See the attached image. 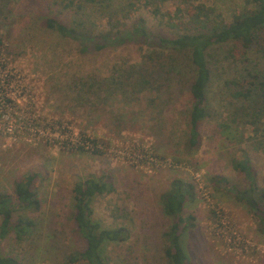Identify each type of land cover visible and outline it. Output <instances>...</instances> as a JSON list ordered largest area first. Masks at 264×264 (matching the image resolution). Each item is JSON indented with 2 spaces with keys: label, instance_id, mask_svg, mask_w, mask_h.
<instances>
[{
  "label": "rangeland",
  "instance_id": "obj_1",
  "mask_svg": "<svg viewBox=\"0 0 264 264\" xmlns=\"http://www.w3.org/2000/svg\"><path fill=\"white\" fill-rule=\"evenodd\" d=\"M153 1L104 0L83 11H92V34L127 33L141 18L151 34L173 37L194 28L184 12L189 5L212 9L206 31L257 8L251 0ZM65 2L0 0V194L15 197L16 181L37 174L42 203L38 212L15 213L35 218V228L22 242L14 234L0 239L1 252L19 264H87L70 261L86 247L74 220L73 188L110 173L117 188L97 196L94 217L130 231L126 242L106 248L110 264H169L163 232L171 219L162 195L177 178L194 183L199 196L183 213L196 215V227L181 240L192 264H264V232L235 197L247 176L233 167L250 160L264 188V118L252 124L258 91L238 97L232 83L251 73L264 79V53L243 54L233 42L211 49L210 116L200 126L203 144L193 148L188 57L168 51L159 58V49L153 54L137 37L83 53L77 41L42 25L47 16L69 22ZM87 137L105 153L71 150L89 146Z\"/></svg>",
  "mask_w": 264,
  "mask_h": 264
},
{
  "label": "trees",
  "instance_id": "obj_2",
  "mask_svg": "<svg viewBox=\"0 0 264 264\" xmlns=\"http://www.w3.org/2000/svg\"><path fill=\"white\" fill-rule=\"evenodd\" d=\"M145 1L147 4L154 2ZM251 1L257 5L255 10L236 14L231 23L213 26L207 31L205 28L208 27L207 23L212 17V9L200 4L189 5L184 12L190 17L187 23L194 28L173 37L151 34L145 20L141 18L127 33L109 30L92 34L87 26V21L92 18V11L83 10L86 6L102 4L104 0H66L65 8L71 11V20L64 22L53 16H47L42 25L63 37L77 41L83 53L101 50L108 44L121 45L137 37L151 48L153 54H157L159 49L160 55L157 54L159 58L168 51L186 55L193 70V81L189 89L191 104L189 144L193 148H199L203 144L200 126L210 116L207 88L212 75L209 64L211 49L218 44L233 42L243 54L247 55L255 50L264 53V0ZM92 10L94 11L93 8ZM148 72L149 70L146 69V73ZM249 76L250 78L241 81L233 80L232 83L240 87L235 92L238 97L250 99L258 91L260 105L258 103L259 107L253 112L252 119V124H255L264 118V79L258 74L251 73ZM143 84L144 86L149 84L146 77L143 78ZM87 138L89 146L76 143L71 146V150L93 154L105 153L95 137ZM233 167L244 172L248 180V185L243 190H236L235 197L251 210L259 221L260 231L264 232V188L256 181V170L248 159L234 161ZM36 177L37 174H28L22 180H17L15 197L10 194H0V239L14 234V238L22 242L33 232L35 218L25 214L15 217V213L20 210L38 212L41 209V199L34 184ZM220 179L228 183L227 178ZM116 188L115 176L110 173L90 176L75 183L72 196L74 220L78 232L86 242V247L70 258L72 263L82 259L87 264H110L106 254L108 245L126 242L130 238V231L125 225L108 227L103 221L94 217V201L97 196L114 192ZM198 197L195 184L182 178L174 179L162 195L164 212L171 219L170 225L163 232L164 254L169 264H192L181 240L186 230L196 227V215L191 212L188 216H184L183 213ZM0 264H19V260L12 255L3 254L0 250Z\"/></svg>",
  "mask_w": 264,
  "mask_h": 264
}]
</instances>
